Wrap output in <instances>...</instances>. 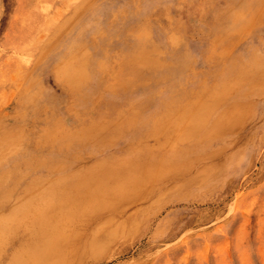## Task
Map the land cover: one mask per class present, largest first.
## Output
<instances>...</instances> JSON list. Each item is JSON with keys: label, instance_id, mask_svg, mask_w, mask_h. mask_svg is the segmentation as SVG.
<instances>
[{"label": "rangeland", "instance_id": "obj_1", "mask_svg": "<svg viewBox=\"0 0 264 264\" xmlns=\"http://www.w3.org/2000/svg\"><path fill=\"white\" fill-rule=\"evenodd\" d=\"M17 252L264 264V0H0V264Z\"/></svg>", "mask_w": 264, "mask_h": 264}, {"label": "bare ground", "instance_id": "obj_2", "mask_svg": "<svg viewBox=\"0 0 264 264\" xmlns=\"http://www.w3.org/2000/svg\"><path fill=\"white\" fill-rule=\"evenodd\" d=\"M49 210L50 209H48L47 211L49 212ZM35 221H36L35 223L33 221V225L31 228L26 229V232L23 234L24 235L23 237L31 236V238H34V237L36 239L40 238L42 235L41 229L43 228V226L53 225V224H55V222H57V219H56V217H52L50 215L48 216V214H46V213H41L38 215V217ZM37 222H39L40 224L42 223V226L40 224H38ZM114 232H116V231H114ZM97 236H95L96 240L94 239V241L92 243L93 246L91 245V248L95 247L94 243H96V242L101 244V247H102L103 246L102 244L105 245V243H107V240H109L110 238L113 237V236L110 237L108 235L107 236L103 235V236H99V237H97ZM108 243H110V242H108ZM23 245H24V242H23ZM27 245H29V243H27ZM97 250H99V249H97ZM41 252H42L41 254H43L44 251L42 250ZM17 254H18V257H20L23 264H48V262H49V259H46L45 257L43 258V256H40V255H36V254L34 255L32 253H24V252H17ZM45 254H46V252H45ZM45 254H43V255H45Z\"/></svg>", "mask_w": 264, "mask_h": 264}]
</instances>
